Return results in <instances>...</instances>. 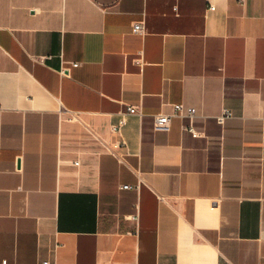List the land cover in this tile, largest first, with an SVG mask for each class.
I'll list each match as a JSON object with an SVG mask.
<instances>
[{
	"label": "crops",
	"instance_id": "obj_1",
	"mask_svg": "<svg viewBox=\"0 0 264 264\" xmlns=\"http://www.w3.org/2000/svg\"><path fill=\"white\" fill-rule=\"evenodd\" d=\"M44 262L264 264V0H0V264Z\"/></svg>",
	"mask_w": 264,
	"mask_h": 264
},
{
	"label": "built area",
	"instance_id": "obj_2",
	"mask_svg": "<svg viewBox=\"0 0 264 264\" xmlns=\"http://www.w3.org/2000/svg\"><path fill=\"white\" fill-rule=\"evenodd\" d=\"M133 31L135 33H139V34H145L146 28H145L144 23L142 22V23L135 24L133 27ZM74 66H77V65H74ZM184 109L185 108L183 105H176L174 107L175 113H178V114H183ZM126 112L128 114H131V115L139 114L138 109L133 107V106L128 107ZM186 112H187L186 117L189 118V122L184 123L182 125V130L184 132L191 133L192 135H194L196 137H198V136L200 137L202 134L198 130V127L196 126V122H195V119L197 116V110L195 108H187ZM231 117H233V112L226 109V110H224V112L221 115H219L217 117V122L220 125H223L226 122V120L231 118ZM171 118H172V115H166V114H159V115L155 116L154 117V128H155V130L169 131L170 127H171ZM122 125H124V122H122V124L116 128V131H119ZM123 188L124 189H131V188H133V186L127 185V186H124ZM43 264H49V262H44Z\"/></svg>",
	"mask_w": 264,
	"mask_h": 264
}]
</instances>
